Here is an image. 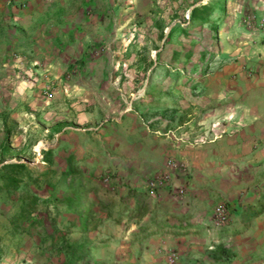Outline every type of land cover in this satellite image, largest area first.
Returning <instances> with one entry per match:
<instances>
[{
	"label": "crops",
	"instance_id": "0c3cea01",
	"mask_svg": "<svg viewBox=\"0 0 264 264\" xmlns=\"http://www.w3.org/2000/svg\"><path fill=\"white\" fill-rule=\"evenodd\" d=\"M151 5L0 0V143L53 173L21 195L38 208L8 219L0 264H264V0H228L244 52L173 83ZM168 158L186 167L149 188Z\"/></svg>",
	"mask_w": 264,
	"mask_h": 264
},
{
	"label": "rangeland",
	"instance_id": "374dc122",
	"mask_svg": "<svg viewBox=\"0 0 264 264\" xmlns=\"http://www.w3.org/2000/svg\"><path fill=\"white\" fill-rule=\"evenodd\" d=\"M202 2L206 5L195 10ZM227 3L228 0H152L151 10L142 14L139 19L154 24V28L150 29L154 38L149 42V47L157 55L156 69L161 71L162 79L164 73H170L171 83L176 77L179 79L185 74L188 80L195 79L196 72L209 73L220 68L230 52H244L245 43H235V36H244L245 30L239 24L233 28L234 22H230L228 18ZM35 157L38 156L29 153L27 149L24 153L0 160V166L7 162H24L28 170L21 171L18 177L31 186L30 189H0V234L2 230H6L10 217L15 218L12 222L19 226L24 223L16 220L22 206L19 200L23 192H31L38 182L53 178L51 169L48 167L42 170L40 162L35 163ZM30 192L27 193L31 194ZM37 208L33 205L31 212L37 211ZM38 223L42 228L41 240L45 243L48 232L53 231L52 222L44 224L40 220ZM2 237L0 236V241Z\"/></svg>",
	"mask_w": 264,
	"mask_h": 264
},
{
	"label": "trees",
	"instance_id": "16d2710c",
	"mask_svg": "<svg viewBox=\"0 0 264 264\" xmlns=\"http://www.w3.org/2000/svg\"><path fill=\"white\" fill-rule=\"evenodd\" d=\"M202 5H206V4H200L196 6L195 10L201 7ZM12 154L13 152L10 148L9 138L5 135L3 140L0 143V160L2 161ZM26 170H28L27 165L21 161L20 162H7V163L1 164L0 182L1 181L3 182H1L2 184L0 185V189L5 188V189H12V190L15 189L16 190V187L21 182L20 181L21 179L18 177V174H20L21 171H26ZM33 203L34 202H30L25 207L21 206L20 211H19V214H20L19 217H24V214L28 212L31 213V211L33 210ZM19 217L16 218L17 221L20 220ZM0 254H1V250H0Z\"/></svg>",
	"mask_w": 264,
	"mask_h": 264
},
{
	"label": "built area",
	"instance_id": "2783aa9c",
	"mask_svg": "<svg viewBox=\"0 0 264 264\" xmlns=\"http://www.w3.org/2000/svg\"><path fill=\"white\" fill-rule=\"evenodd\" d=\"M45 94L47 96H51L50 91H46ZM186 164L178 159L175 158H168L165 162V170L162 171L158 176L155 178H151L147 182V186L151 189L157 187L159 184L164 183L169 178V171L177 168H185ZM104 183H109L111 177L109 174L103 175L102 178ZM214 220L217 224L225 223L229 216V210L225 203H219L214 209ZM179 256L175 250H170L166 256V259L169 263L173 264L178 260Z\"/></svg>",
	"mask_w": 264,
	"mask_h": 264
}]
</instances>
